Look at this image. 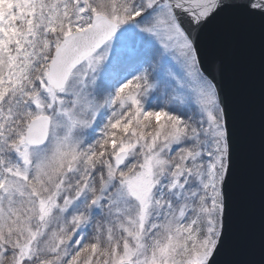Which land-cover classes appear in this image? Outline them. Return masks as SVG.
Returning <instances> with one entry per match:
<instances>
[{
  "label": "snow or ice",
  "instance_id": "1",
  "mask_svg": "<svg viewBox=\"0 0 264 264\" xmlns=\"http://www.w3.org/2000/svg\"><path fill=\"white\" fill-rule=\"evenodd\" d=\"M0 264H264V0H0Z\"/></svg>",
  "mask_w": 264,
  "mask_h": 264
},
{
  "label": "water",
  "instance_id": "2",
  "mask_svg": "<svg viewBox=\"0 0 264 264\" xmlns=\"http://www.w3.org/2000/svg\"><path fill=\"white\" fill-rule=\"evenodd\" d=\"M229 21H220L218 22L217 25H214L210 30H209V36H211L212 34H214L215 32H218L223 26H225ZM215 57H210L209 59V63L210 64H214L215 63Z\"/></svg>",
  "mask_w": 264,
  "mask_h": 264
}]
</instances>
